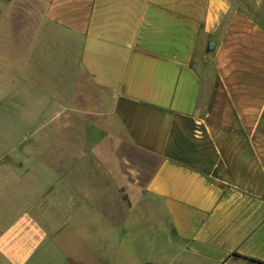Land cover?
I'll return each mask as SVG.
<instances>
[{
    "label": "crops",
    "instance_id": "crops-1",
    "mask_svg": "<svg viewBox=\"0 0 264 264\" xmlns=\"http://www.w3.org/2000/svg\"><path fill=\"white\" fill-rule=\"evenodd\" d=\"M29 1L41 25L67 35L64 45L36 31L35 56L66 57L53 58L55 71L77 59L131 146L157 159L137 201L163 214L155 226L168 233L149 238L147 264H264V0ZM55 142L51 151L74 148ZM50 167L49 197L22 182L4 197L14 216L0 231L6 264H28L62 214L101 200L90 175Z\"/></svg>",
    "mask_w": 264,
    "mask_h": 264
},
{
    "label": "rangeland",
    "instance_id": "rangeland-1",
    "mask_svg": "<svg viewBox=\"0 0 264 264\" xmlns=\"http://www.w3.org/2000/svg\"><path fill=\"white\" fill-rule=\"evenodd\" d=\"M41 9L29 0L0 5V231L14 218L4 198L10 188L37 184L47 189L42 198L49 197L54 161L64 172L90 175L91 191H100L101 200L89 201L86 212L62 214L56 237L49 233L28 264H147L149 238L151 246L168 233L155 226L163 214L144 196L137 201L157 159L131 146L110 112L109 97L83 75L77 59L75 66L61 62L65 69L55 71L53 58L66 57L35 56L36 31L67 36L40 24ZM60 41L65 45L67 38ZM56 139L74 148L51 151ZM76 182L75 190L82 191V180Z\"/></svg>",
    "mask_w": 264,
    "mask_h": 264
},
{
    "label": "water",
    "instance_id": "water-1",
    "mask_svg": "<svg viewBox=\"0 0 264 264\" xmlns=\"http://www.w3.org/2000/svg\"><path fill=\"white\" fill-rule=\"evenodd\" d=\"M213 46V43H209V48H211Z\"/></svg>",
    "mask_w": 264,
    "mask_h": 264
}]
</instances>
